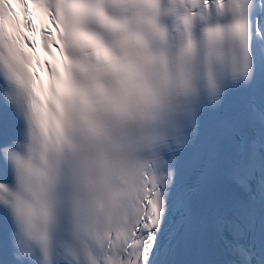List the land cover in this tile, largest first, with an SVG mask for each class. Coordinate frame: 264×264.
<instances>
[{
	"label": "snow or ice",
	"instance_id": "obj_1",
	"mask_svg": "<svg viewBox=\"0 0 264 264\" xmlns=\"http://www.w3.org/2000/svg\"><path fill=\"white\" fill-rule=\"evenodd\" d=\"M0 264H264V0H0Z\"/></svg>",
	"mask_w": 264,
	"mask_h": 264
}]
</instances>
